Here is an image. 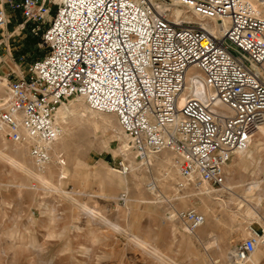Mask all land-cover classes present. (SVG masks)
Listing matches in <instances>:
<instances>
[{
  "label": "built area",
  "instance_id": "obj_1",
  "mask_svg": "<svg viewBox=\"0 0 264 264\" xmlns=\"http://www.w3.org/2000/svg\"><path fill=\"white\" fill-rule=\"evenodd\" d=\"M252 1L261 0H0V31L18 12L19 29L28 24L47 48L7 81L0 131L30 141L43 164L60 133L57 108L82 98L116 116L136 158L170 150L183 177L222 186L225 165L264 125V12ZM188 76L200 88L192 95ZM114 170L129 165L122 157ZM178 218L188 232L204 223L194 209ZM251 232L238 259L264 242L262 226Z\"/></svg>",
  "mask_w": 264,
  "mask_h": 264
},
{
  "label": "rangeland",
  "instance_id": "obj_2",
  "mask_svg": "<svg viewBox=\"0 0 264 264\" xmlns=\"http://www.w3.org/2000/svg\"><path fill=\"white\" fill-rule=\"evenodd\" d=\"M186 15L187 19H194L189 13ZM20 22L17 12L7 27L0 31V83L4 82V78L7 83L11 76L20 75L21 72L26 75L28 65L46 53L41 39L28 33V24L24 29H19ZM5 91L6 85L2 95H5ZM71 100L74 99L65 101L64 105ZM82 112L78 110L68 114L66 121L69 122ZM111 120L115 124L112 127L105 126L101 120L85 130L70 126L71 131L66 136L68 145L60 157L65 160L67 168L61 179V188L68 196L53 189L39 188L36 180L0 160V184L11 185L8 189L0 188V264H232L229 260L232 258L231 253L251 236V228L259 231L262 226L264 200L259 209L255 210L259 218H248L251 219L249 222L244 217L245 205L237 212V218L226 213V206L236 210L233 207V203L237 202L235 194L242 192L241 185L248 183L251 177L260 181L261 188H264V148L252 144V138L253 142L247 147L248 167L246 170L244 167L238 170L243 179L241 185L236 183V178L231 179L232 189L226 193L220 191L222 186L209 185L213 193L205 200L207 206H212L211 212L206 211L205 205L199 201L190 202L183 208L179 207L178 201L170 202L172 205L168 202L154 205L151 204L153 197L160 202L171 199L176 193L183 195L181 185L172 183L170 187L167 186L170 183L162 177L165 169L158 168L154 161L162 151L148 158L153 166L144 169L142 182L138 181L136 186H129L127 190L108 184L105 169H98L100 174H95L99 162L112 169L122 160V154L117 152L119 139L114 137L118 132L115 126L119 127L114 114ZM127 146L131 152L129 140ZM168 152V156L176 162L174 154ZM131 153L134 155V158L131 157L133 162L146 164V160L141 161L133 151ZM66 155L69 158L66 159ZM234 156L226 167L234 165ZM50 158L51 151L49 161ZM74 158L82 160L86 165L80 168L82 177L78 172L77 176L73 175L76 171ZM53 164L57 166L52 159L50 166ZM24 178L29 180L28 188L19 192L14 186ZM46 178L54 184L59 183L57 173L46 174ZM153 185L157 187L155 195L149 190ZM188 185L192 186L193 183L188 182ZM124 199H129L130 205L125 206ZM84 207L93 211L94 217H89ZM213 208L217 210L213 211ZM187 209H194L204 216V223L199 230L218 234L220 248L226 256H220L219 251H204V244L209 241L208 234H204L200 240L191 238L189 247L198 256H186L188 245L184 243L180 246L178 234L175 240L172 238L169 218L175 214L172 218L178 221L177 233L191 236L192 232L186 231L182 222L176 219L177 214ZM245 229L251 234H247ZM137 240L145 241L155 248L158 258L138 246ZM259 264H264V259Z\"/></svg>",
  "mask_w": 264,
  "mask_h": 264
},
{
  "label": "bare ground",
  "instance_id": "obj_3",
  "mask_svg": "<svg viewBox=\"0 0 264 264\" xmlns=\"http://www.w3.org/2000/svg\"><path fill=\"white\" fill-rule=\"evenodd\" d=\"M252 3L255 6L259 5L264 12V0H261L259 3L252 1ZM172 11L175 16H179L182 15L184 9L179 7H173ZM214 24L215 23L206 22L205 26L213 30ZM226 26L227 24L225 22L224 28H226ZM3 80L4 82L0 83V100L4 98L6 95V91H5V95H2L3 87H5L6 85V79L4 78ZM199 90L200 88H197L196 85L193 83L192 76H188L184 94L192 95V93H197ZM184 98L185 96L183 95L180 104L182 103ZM87 107L82 98H76V99L74 98V100H71L69 104L64 105V103H62L57 108L55 113V121L60 128V133L56 141L53 144H51L48 148V158H49V153L51 151L50 161L48 160L43 164H38V163L36 164V161L32 158V156H30L31 154L29 151V145L31 144V142L22 141V142H14L13 144H11L9 143L3 131H0V160L7 162V164L14 169L23 171L26 175L30 177V179L36 180L39 185V188L41 189L44 188L48 190L53 189L65 196H68V194L64 192L61 188L62 187L61 179L64 178L67 172V168H66L65 160L60 159V157L61 155H63V152L68 145L66 136L71 131L70 126H75L78 129L85 130L93 125H96L99 120L103 121V124L108 127L110 126L112 127L115 125L111 120L113 114L95 112L90 110L89 107L88 108ZM78 110H83V112L79 113L78 116L73 117L72 119L69 120V122H67L66 121L67 115ZM115 129L118 132L117 135H115L114 137H118L120 142V146L117 152L122 154V157L128 163L129 172L128 174H122L114 170L113 167L111 169L107 167L105 164L99 162L98 163L99 167L95 168L96 170L95 174H100V171L98 169L103 168L107 171L105 175H106V182L108 184L116 185L118 187L123 188L124 190H127L129 186H136L138 181L142 182L143 180L142 172L144 171V169L153 166V162L151 161V159L149 160L147 159L146 164L140 162L138 164L133 162L131 160L132 159L131 157L134 158V155L128 150V146H127L128 137L125 134H123L120 126L119 127L117 126V128L115 126ZM253 137H254V142L252 140L250 144L253 142L252 144H254L256 147L264 148V125L258 128V130L254 133ZM104 146H106V143H104ZM168 151L170 150H164L160 154L158 155L156 154L157 156L154 158V161L157 163L158 168L165 169L164 175L162 177L166 179V182L170 183L167 186L170 187L172 183L181 185L182 187L181 190L183 192V195L179 196L177 195L178 193H176V195H174L171 199L160 202L157 200L156 197H153V201L151 204L158 205L162 202L170 203V202L178 201L180 203L179 207L183 208L188 206L190 202L199 201L205 205L206 211L208 210L211 212L212 206H210L209 204L207 206L205 200V198L206 199L209 198L208 196H212L213 193V190L209 188V184L205 182H198L193 178L183 177L178 171V166L175 162V159L168 156L167 154ZM248 153H249V149L247 148L237 149L234 152L235 155L234 165H229L228 167L226 166L224 167V181L222 183V188H220V191L222 193L231 191L232 189L231 188L232 185L230 184L231 179L236 178L237 179L236 183H238V185L242 184L243 179L242 176L238 173V170L241 169L242 167H244V169L246 170V168L248 167V163L246 162V157ZM65 158L67 159L69 158V156L66 155ZM52 159L54 162L57 163V166H55V164H53V166H50ZM74 160H75L74 167L76 171L73 172V175L77 176L78 175L77 172H78L79 176L82 177L81 175L82 169L80 168L85 167L86 165H84L82 160L78 158H74ZM141 161H145V160H141ZM227 169L229 171H227ZM55 173H57V176L59 178V183L57 184H54L51 180L46 178V174H55ZM253 175L254 174H252V176ZM188 182L193 183V185L189 186ZM197 183H202V184L198 185ZM28 184H29V180L27 178H24L20 180L19 183L14 187L18 188V191L20 192L23 188H28ZM10 186L11 185L4 186L0 184L1 189H8ZM155 186L156 185H153L149 189L152 195H155V190L157 188ZM241 188L243 189L242 192L240 194H235V197H237L235 198V201L237 202L233 203L234 204L233 207L236 210H233L231 207L226 206V213H231L232 218H237L238 215L237 212L240 210V208L243 205H245L246 207L244 211L245 212L244 217H246V222H249L251 220L248 218H259V216H257L256 211L259 209L262 200H264V188H261L260 181L253 180V177H251L248 183H244L243 185H241ZM34 189L35 190L37 189V185H35ZM189 192L190 193L193 192V193L188 194ZM124 200H125L124 205L127 206L129 204V199H124ZM83 210L86 212V214L89 217L90 216L94 217V212L91 211L88 207H84ZM216 210L217 208H213V211ZM174 216L175 214H173V216H170L169 218L172 238L175 240L178 234L180 236V246L184 243L188 245V247L186 248V256L188 257L198 256V253L195 250H193L191 247H189V245L190 243H192L191 238L194 240H200L204 236V234H208L209 236V241H207V243L204 244V249H205L204 251H209V250L219 251L220 256H224V255L226 256L225 252L220 248L221 247L220 237L218 234L212 233V231L208 233H205L206 231L202 232V230H199L202 225L197 230L193 231L191 236L185 233H177L176 223L178 221L172 218ZM176 219L180 221V219L178 218V214ZM261 219L263 220L262 228L264 229V219L263 218ZM245 232L247 234H251L249 230L245 229ZM11 233L12 232H10V234ZM262 240H264V235L261 241ZM136 244L141 248H143L144 251L149 252L152 255L156 256V258H158L157 250L155 248L150 247L147 242L137 240ZM235 254L236 251L231 253L232 258L229 259L232 264H247V263L259 264L260 261L264 259V242L258 243L255 247L254 252L246 260L238 259Z\"/></svg>",
  "mask_w": 264,
  "mask_h": 264
},
{
  "label": "trees",
  "instance_id": "obj_4",
  "mask_svg": "<svg viewBox=\"0 0 264 264\" xmlns=\"http://www.w3.org/2000/svg\"><path fill=\"white\" fill-rule=\"evenodd\" d=\"M35 40V39H34ZM46 51H47V48H46Z\"/></svg>",
  "mask_w": 264,
  "mask_h": 264
}]
</instances>
